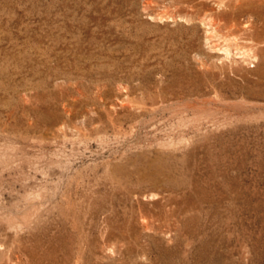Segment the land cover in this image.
<instances>
[{"label":"rangeland","instance_id":"rangeland-1","mask_svg":"<svg viewBox=\"0 0 264 264\" xmlns=\"http://www.w3.org/2000/svg\"><path fill=\"white\" fill-rule=\"evenodd\" d=\"M0 264H264V0H0Z\"/></svg>","mask_w":264,"mask_h":264}]
</instances>
